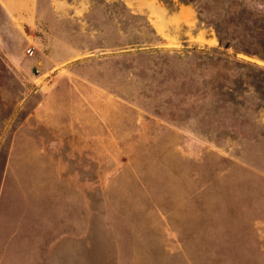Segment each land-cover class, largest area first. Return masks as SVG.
<instances>
[{
  "label": "rangeland",
  "instance_id": "374dc122",
  "mask_svg": "<svg viewBox=\"0 0 264 264\" xmlns=\"http://www.w3.org/2000/svg\"><path fill=\"white\" fill-rule=\"evenodd\" d=\"M50 3L0 0V264H264V0Z\"/></svg>",
  "mask_w": 264,
  "mask_h": 264
},
{
  "label": "crops",
  "instance_id": "0c3cea01",
  "mask_svg": "<svg viewBox=\"0 0 264 264\" xmlns=\"http://www.w3.org/2000/svg\"><path fill=\"white\" fill-rule=\"evenodd\" d=\"M49 1V0H47ZM86 0H50V2L53 4V7L50 3V5L53 7L51 8V12L53 15V19L50 21H47L44 23V25H64V21L66 18L63 19V16H67V11H73L74 7H79L77 5H81L84 4ZM126 3L131 4L133 7H136L138 9L145 7L148 3L154 2V0H124ZM56 6H61L62 10L66 12V14L61 13L60 11H58L56 8ZM76 9V8H75ZM150 9V16L152 17V19H154L155 21L158 22V16L156 15V13L158 12V9H162V7L159 4H153V6L149 7ZM38 10V9H37ZM156 24V23H154ZM37 125H36V129H33L34 132L38 133L36 138H46V137H50V127L47 123V120H45L44 117H42V115L38 114V119L36 120ZM44 128V132L43 129ZM49 133V134H48ZM42 142V140L40 141ZM47 143V142H46ZM45 143V144H46Z\"/></svg>",
  "mask_w": 264,
  "mask_h": 264
},
{
  "label": "built area",
  "instance_id": "2783aa9c",
  "mask_svg": "<svg viewBox=\"0 0 264 264\" xmlns=\"http://www.w3.org/2000/svg\"><path fill=\"white\" fill-rule=\"evenodd\" d=\"M31 50V49H30Z\"/></svg>",
  "mask_w": 264,
  "mask_h": 264
}]
</instances>
